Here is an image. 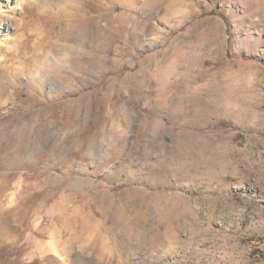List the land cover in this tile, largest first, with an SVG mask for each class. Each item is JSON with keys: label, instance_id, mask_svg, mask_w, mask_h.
Wrapping results in <instances>:
<instances>
[{"label": "rangeland", "instance_id": "rangeland-1", "mask_svg": "<svg viewBox=\"0 0 264 264\" xmlns=\"http://www.w3.org/2000/svg\"><path fill=\"white\" fill-rule=\"evenodd\" d=\"M0 72V264H264V0H0Z\"/></svg>", "mask_w": 264, "mask_h": 264}, {"label": "bare ground", "instance_id": "bare-ground-1", "mask_svg": "<svg viewBox=\"0 0 264 264\" xmlns=\"http://www.w3.org/2000/svg\"><path fill=\"white\" fill-rule=\"evenodd\" d=\"M7 2H9L10 0H6ZM25 13V12H23ZM13 26V24L11 22L6 23L5 27L9 30L11 27ZM20 53V52H19ZM16 56H18V49L16 50H10L8 51V53L5 55L3 62H7L8 60L12 59ZM8 69V68H7ZM5 74V73H4ZM4 74L0 72V95L5 92V83L9 81L8 77L5 76L4 78ZM7 89V88H6ZM3 95V94H2ZM1 99V98H0ZM8 100V99H7ZM37 224V223H36ZM54 236V235H53ZM56 236H54L55 238ZM58 238V237H56ZM45 248V247H44ZM47 249L50 252H53L54 254H56L59 258H61V260H66V257L64 256L63 253V249L61 248V244L59 243V241L56 240H52L50 243L47 244ZM67 261H65L66 263ZM68 264V263H67Z\"/></svg>", "mask_w": 264, "mask_h": 264}]
</instances>
